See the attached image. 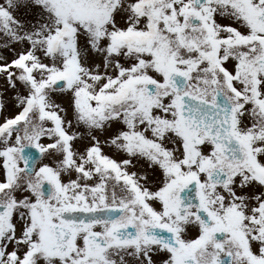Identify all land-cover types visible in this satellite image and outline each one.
Masks as SVG:
<instances>
[{
	"label": "snow or ice",
	"instance_id": "6c2138e0",
	"mask_svg": "<svg viewBox=\"0 0 264 264\" xmlns=\"http://www.w3.org/2000/svg\"><path fill=\"white\" fill-rule=\"evenodd\" d=\"M0 264H264V0H0Z\"/></svg>",
	"mask_w": 264,
	"mask_h": 264
}]
</instances>
